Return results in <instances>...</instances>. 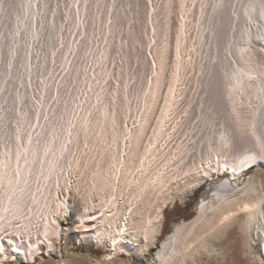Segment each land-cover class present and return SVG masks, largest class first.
<instances>
[{"label": "rangeland", "instance_id": "1", "mask_svg": "<svg viewBox=\"0 0 264 264\" xmlns=\"http://www.w3.org/2000/svg\"><path fill=\"white\" fill-rule=\"evenodd\" d=\"M262 1L0 0V153L14 147L13 151L22 147L21 152L25 147L42 150L51 140V145L60 144L69 134L68 123L74 124L85 115L91 117L93 127L98 128L103 120L99 108L103 105L111 110L119 124L134 119L133 116L141 112L155 73L154 60L160 59L162 87L165 89L175 82L173 86L179 90L175 111L171 119L166 118L167 127H171L165 138L167 152L179 155L186 165L199 163L206 155L214 153L217 131L221 129L228 131L231 146L241 148L249 137L239 132L238 119L252 118L249 114L258 105H250L251 113L250 106H241L238 108L240 116L234 117L224 93L230 82L228 73L239 64H246L241 61L238 49L245 40H253L248 59L245 56L246 66L253 68L254 65L256 70L264 67V16L259 15L258 10ZM181 24L186 25L188 37L176 42ZM249 30L254 34L251 39L247 35ZM176 50L182 54L180 64ZM157 107L151 114L152 128L161 113V105ZM242 107L249 112L243 113ZM263 107H259L255 115L257 120L252 118L260 133L264 132L263 126L258 125L263 122ZM89 139L88 129L78 128L72 144L68 149L65 146L54 160L58 169L50 174L51 180L47 179L53 182L49 188L59 191L61 198L69 202L68 208L59 209L61 212L56 219L62 229L50 237L51 242L41 241L37 252L31 255L28 252V258L11 247L6 258H0V264H166L158 255L176 225L195 218L205 185L215 177H220L219 180L233 177L229 172L215 174L195 190L185 189L159 200L163 205L156 212L158 223L153 236L147 239L138 236L143 246L132 239L128 245L114 247L111 243L97 241L98 231H95L100 224L95 218L87 222L88 227L82 226L81 215L86 214L82 198L93 199L94 203L87 210L92 216L97 210L93 206L99 205L96 203L101 196L93 191L92 199L90 195L87 197L89 189L85 180L81 182L85 187L77 191L70 187L75 178H84L75 164L84 157ZM95 141L91 142L92 147L98 145ZM231 150L228 145L218 152L230 157ZM257 167L251 165L244 169L240 188L248 178L260 177L261 170ZM42 173L35 175L28 187L32 190L22 197L25 212L31 210L35 202H45L47 198L43 197V191L38 194L48 185ZM39 182L41 186L46 185L41 187ZM37 208L32 213L39 218L42 213L36 212ZM237 221L208 234L210 248H199L185 264H262L264 222L258 234L252 232L251 238V233L246 234L241 221Z\"/></svg>", "mask_w": 264, "mask_h": 264}, {"label": "bare ground", "instance_id": "2", "mask_svg": "<svg viewBox=\"0 0 264 264\" xmlns=\"http://www.w3.org/2000/svg\"><path fill=\"white\" fill-rule=\"evenodd\" d=\"M258 10L259 15L263 17V1L259 3ZM226 14L227 12H225V15L223 14L224 21ZM184 26L186 25L181 24L176 42L181 37H188ZM220 32H222L221 29ZM247 35L250 39L254 36L252 30H249ZM252 41L245 40L244 44L242 43L238 48L241 59L244 60H241L243 63L245 61L246 64L248 63L250 42ZM176 47H178L177 43ZM179 51L176 50L175 55H177V63L180 64L179 56L182 54H180L181 51L177 53ZM245 56H247V59ZM184 58H182V61ZM185 59L187 60V58ZM154 61L156 63L155 73L152 75L153 77L146 90L144 105L142 104L143 107L140 108L141 112H137L138 114L133 116L134 119L129 118L130 120L128 119L125 124H119L111 110L103 105L99 108V114L103 117V120L100 121L98 128L93 127L92 118L85 115L83 119L81 118L74 124L68 123L71 127L67 129L69 134L64 139L62 138L60 144L58 142L51 145V140L42 147V150L28 149L22 145L25 147L24 152H21L22 147H18L15 151H13L15 147L13 150L4 149L1 151L0 258H6L11 247L28 258V252H30V255L37 252L41 249V241L48 240L51 242L50 237L58 234V230L62 229L56 219L60 215V213L58 215V212H61L59 209L61 207L62 209L63 207L68 208L69 202L61 198L59 191L56 192L54 188H49L50 184L53 183H51L49 176L55 169H58V167L55 168L54 160L57 159L60 151L65 146L67 149L69 148L74 138V132L82 126L88 129L90 139L87 141L89 144L84 157L78 163L76 161L75 167H80L84 178L80 175L83 178L80 180L77 175L79 178H75L70 187L74 190L79 189L83 186L81 182L85 180L86 187L89 189L86 196L90 195L89 197H91L93 191L97 196H101L102 203H100V200L99 203H96L99 204L98 206H93L97 210L94 214L92 213V216L87 213V210L94 203L92 197V200L81 199L84 207L83 213L86 212L84 216L81 215L83 221L80 220L84 222L82 226L88 227L87 222L92 221L93 218L100 224V227L99 225L96 227H99L98 230L95 231H98L97 241L111 243L114 247L120 245L122 247V244L128 245L129 241L134 239L137 245H142L138 242L137 237L151 238L156 230V223H158L156 212L163 205L162 203V205L159 204V200H165L172 194L185 189L195 190L205 180L213 178L215 174L218 176L224 175L225 172L231 173L233 177L227 176L220 180L217 179L216 185L209 191L207 197L202 198L197 205L195 218L191 221H182L176 225L169 242L163 246L158 256L163 262L165 260L166 264H185L186 259L191 258L193 252L199 248H210L211 243L209 244L207 239L208 234L218 232L222 227L228 226L237 220L241 221L240 223H242L246 234L251 233L249 237H251L253 231L258 234V229H261L264 222V113L262 112L261 116L263 122L260 120L262 124H258L263 126V133L258 131L259 127L253 119L257 120L255 115L259 107L264 106V67L256 70L254 65L252 68L249 65L246 66V64L243 65L246 67L239 66V64L228 73L230 74V82L228 81L226 86L224 98L227 99L228 97L226 101L229 102L227 104L235 113L234 117L236 114L239 115V107L250 105L254 107L252 105L254 103L258 105L254 109L251 106L247 107L249 110L250 108L253 110H250V112L249 110L245 111L246 109L244 110L242 107L243 113H251L252 111L249 116L251 115L253 119H247L246 116H243L242 120L238 119L239 132L248 135L249 140H244L242 147L235 149V145L231 146L228 131L218 130L214 153L208 155L205 153L206 157L203 160H199L200 162L197 160L199 163L186 165L179 155L178 157L174 152L173 154L167 152L168 144L166 143L168 140L165 139L168 137L171 128L167 127V119L175 111L179 90L174 88L175 82L170 83L165 89L162 87V60ZM251 62L249 61V64ZM250 65L252 66V64ZM158 102H161V104H158ZM157 104L161 105V113L160 116L158 115V123L154 121L157 124H153L152 128L150 123L151 114L158 106ZM260 112H258L259 116ZM94 139L96 140L95 144L98 145L92 147L91 142ZM66 140H69V143H66ZM228 145L233 151L231 150L230 157H225L224 152L222 154L218 151L222 148L225 149ZM251 165H257V168L261 170V175L260 177L248 178L245 186L240 188V177L243 174L245 175L244 169H248ZM43 170L46 171L44 174L42 173ZM39 172L43 174L42 178L44 180H42L44 182L50 179L47 180V187H43L44 190L39 191L38 189V194H42L41 191H43V197L47 198L44 199L45 202H35L34 208L31 207V210L25 212L22 210V197L29 189L32 190L31 187L28 189L29 184ZM40 182L39 186H41ZM34 184L32 185L34 186ZM39 186L36 187L39 188ZM53 186L51 185V187ZM33 197L35 198V196ZM156 201L157 203H155ZM36 208V212L42 213L39 218L32 213ZM95 219L93 220L95 221ZM39 234L42 237H39ZM26 239L28 240L27 243Z\"/></svg>", "mask_w": 264, "mask_h": 264}, {"label": "water", "instance_id": "3", "mask_svg": "<svg viewBox=\"0 0 264 264\" xmlns=\"http://www.w3.org/2000/svg\"><path fill=\"white\" fill-rule=\"evenodd\" d=\"M220 177H215L212 181H209L204 189L201 191V194H200V198H206L209 191L216 185L217 183V179H219Z\"/></svg>", "mask_w": 264, "mask_h": 264}]
</instances>
